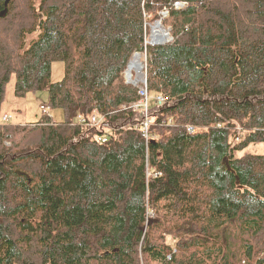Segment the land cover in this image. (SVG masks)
Wrapping results in <instances>:
<instances>
[{"label": "trees", "instance_id": "16d2710c", "mask_svg": "<svg viewBox=\"0 0 264 264\" xmlns=\"http://www.w3.org/2000/svg\"><path fill=\"white\" fill-rule=\"evenodd\" d=\"M165 8L147 143L123 72ZM13 78L61 119L3 115ZM243 262L264 264V0H0V264Z\"/></svg>", "mask_w": 264, "mask_h": 264}, {"label": "built area", "instance_id": "2783aa9c", "mask_svg": "<svg viewBox=\"0 0 264 264\" xmlns=\"http://www.w3.org/2000/svg\"><path fill=\"white\" fill-rule=\"evenodd\" d=\"M174 8L176 10H181L186 6L185 2H175ZM162 18L153 23L147 24V33L145 37V52L136 51L132 55L130 61L127 64L125 71L123 72V77L127 84L134 86L138 90V100L132 103L129 107L135 112H141L143 114V119L140 123V128L142 130L143 136L146 138L147 143L149 142V130L153 125L152 117L150 114V107L152 101H156L160 104L168 101V97L164 94H157L152 96L148 89L147 83V59L148 55L146 53V48L153 45H163L169 43L173 40V37L170 34V29L166 28L163 24V19H166L169 16V9H164L161 12ZM162 40V38H164ZM44 112L48 113L49 108L46 106H41ZM48 109V110H46ZM78 122L81 125H88L92 127H108L105 123L106 120L104 117L99 115H92L90 117L79 116ZM169 124H171L169 122ZM189 134H194L197 131V128L194 126H189L187 128ZM107 137H99L100 142H106ZM151 215V214H150ZM171 258L170 256L168 257Z\"/></svg>", "mask_w": 264, "mask_h": 264}, {"label": "rangeland", "instance_id": "374dc122", "mask_svg": "<svg viewBox=\"0 0 264 264\" xmlns=\"http://www.w3.org/2000/svg\"><path fill=\"white\" fill-rule=\"evenodd\" d=\"M37 36V33L29 35L27 37V44L36 39ZM63 74V64L55 63L52 67V82L61 80ZM14 89L15 79L13 78L6 88V96L2 106V114L11 115L13 117V122L16 123H25L41 118V106H46V108L48 106V92L42 91L36 94H29L26 97H17L15 95ZM49 113L57 120H60L62 117L60 110L49 109ZM150 214L152 217H154V214H152L151 212ZM243 264H245V262H243Z\"/></svg>", "mask_w": 264, "mask_h": 264}, {"label": "water", "instance_id": "95a60500", "mask_svg": "<svg viewBox=\"0 0 264 264\" xmlns=\"http://www.w3.org/2000/svg\"><path fill=\"white\" fill-rule=\"evenodd\" d=\"M10 0H7V2H9ZM7 12V10L5 9L4 12L1 14V16H4L5 13ZM20 175H22V173L19 172Z\"/></svg>", "mask_w": 264, "mask_h": 264}, {"label": "bare ground", "instance_id": "6f19581e", "mask_svg": "<svg viewBox=\"0 0 264 264\" xmlns=\"http://www.w3.org/2000/svg\"><path fill=\"white\" fill-rule=\"evenodd\" d=\"M165 39V37L164 38H162V40H164Z\"/></svg>", "mask_w": 264, "mask_h": 264}]
</instances>
